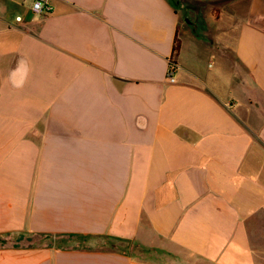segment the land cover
Segmentation results:
<instances>
[{
	"label": "crops",
	"instance_id": "crops-1",
	"mask_svg": "<svg viewBox=\"0 0 264 264\" xmlns=\"http://www.w3.org/2000/svg\"><path fill=\"white\" fill-rule=\"evenodd\" d=\"M181 2L0 0V264H264V0Z\"/></svg>",
	"mask_w": 264,
	"mask_h": 264
},
{
	"label": "rangeland",
	"instance_id": "rangeland-1",
	"mask_svg": "<svg viewBox=\"0 0 264 264\" xmlns=\"http://www.w3.org/2000/svg\"><path fill=\"white\" fill-rule=\"evenodd\" d=\"M174 5L177 7V10L182 18H189L191 13L188 11V8L186 5L188 3H183L181 0H172ZM80 241V240H79ZM44 243V242H51L50 240H46L44 238H28V237H22L19 235H9V236H4L0 238V246H13V245H22V244H28V243ZM82 242V241H80Z\"/></svg>",
	"mask_w": 264,
	"mask_h": 264
},
{
	"label": "built area",
	"instance_id": "built-area-1",
	"mask_svg": "<svg viewBox=\"0 0 264 264\" xmlns=\"http://www.w3.org/2000/svg\"><path fill=\"white\" fill-rule=\"evenodd\" d=\"M30 2V9L34 14L46 16L53 11L52 6L49 3V0H27ZM15 21L20 23L23 21V17L21 15L15 17ZM175 69L176 64L174 63V59L171 58L169 63V68L167 70V79L169 82H175Z\"/></svg>",
	"mask_w": 264,
	"mask_h": 264
},
{
	"label": "trees",
	"instance_id": "trees-1",
	"mask_svg": "<svg viewBox=\"0 0 264 264\" xmlns=\"http://www.w3.org/2000/svg\"><path fill=\"white\" fill-rule=\"evenodd\" d=\"M179 50H180V41L178 39V34H177L175 37V42H174V47H173V58L177 56ZM174 63L176 64L175 60H174Z\"/></svg>",
	"mask_w": 264,
	"mask_h": 264
},
{
	"label": "clouds",
	"instance_id": "clouds-1",
	"mask_svg": "<svg viewBox=\"0 0 264 264\" xmlns=\"http://www.w3.org/2000/svg\"><path fill=\"white\" fill-rule=\"evenodd\" d=\"M9 81L13 88H23L25 82H16L14 79H12L11 74L9 75Z\"/></svg>",
	"mask_w": 264,
	"mask_h": 264
}]
</instances>
